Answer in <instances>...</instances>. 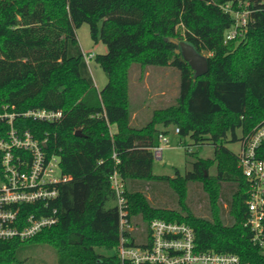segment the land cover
Instances as JSON below:
<instances>
[{
	"label": "trees",
	"instance_id": "16d2710c",
	"mask_svg": "<svg viewBox=\"0 0 264 264\" xmlns=\"http://www.w3.org/2000/svg\"><path fill=\"white\" fill-rule=\"evenodd\" d=\"M226 4L249 12L243 38L226 41L235 22ZM84 23L108 48L95 57L108 74L102 89L77 36ZM178 37L208 54V73L195 76L170 41ZM155 67L178 72V95L137 127L131 73L139 69L144 76ZM43 109L63 115L55 121L25 115ZM0 114H15L18 133L47 139L63 172L72 176L58 185L50 204L58 222L27 239H0V264H23L21 250L40 244L55 247L58 264H122L120 214L109 179L115 170L125 181L134 222L139 219L145 228L156 218L185 223L195 232L198 251L234 253L241 264H264V248L246 225L249 183L238 155L224 145L229 134L237 141L238 130L248 135L264 119V0H0ZM9 121L0 119L2 138L9 136ZM159 125H175L181 138L190 136L196 145L212 141L214 158L199 157L185 176L155 175L152 149L160 143ZM3 154L0 150V171ZM215 163L218 173L208 174ZM195 184L208 195V216L188 203ZM165 187L177 194L178 207L157 201ZM132 239L129 244H136L135 235Z\"/></svg>",
	"mask_w": 264,
	"mask_h": 264
},
{
	"label": "built area",
	"instance_id": "2783aa9c",
	"mask_svg": "<svg viewBox=\"0 0 264 264\" xmlns=\"http://www.w3.org/2000/svg\"><path fill=\"white\" fill-rule=\"evenodd\" d=\"M223 8L235 19L226 32V41L244 36L249 12L234 10L230 4ZM84 56L89 64L96 54L84 52ZM25 115L55 121L63 113L43 109ZM4 117L10 118L12 127L7 138L0 137V150L4 153L0 171V239H27L58 222V210H51L50 204L58 197V185L72 176L63 172L61 157L47 148V139L39 140L30 131L18 133L12 125L15 114H0V119ZM159 140L152 150L155 158L162 159L165 144L169 143L167 133L161 131ZM237 155L239 168L249 183L246 225L253 232V241L264 248V119L250 134L242 136ZM113 158L120 162L116 152ZM109 179L120 214L117 252L122 264H241L238 254L198 251L191 226L165 219H153L147 228L140 230L146 241L134 239L136 244H129L138 228L129 218L125 181L117 170ZM27 206H33L35 211L24 214Z\"/></svg>",
	"mask_w": 264,
	"mask_h": 264
},
{
	"label": "rangeland",
	"instance_id": "374dc122",
	"mask_svg": "<svg viewBox=\"0 0 264 264\" xmlns=\"http://www.w3.org/2000/svg\"><path fill=\"white\" fill-rule=\"evenodd\" d=\"M77 36L81 47L84 52H94L96 55L106 53L108 48L103 41L98 39L96 42L91 34V28L88 23H84L77 29ZM243 38V37H241ZM204 55L208 56L206 52ZM89 67L91 73L96 81V86L102 89L108 82V74L106 71L96 62L95 58L90 60ZM180 82L178 72L172 68H151L148 73L144 76L141 75L140 70H134L131 73V85L130 95L132 108L142 110L138 112L142 114V120L139 118L133 120V124L137 127H141L147 123L151 118V114L154 109L166 107L171 101H173L178 95V84ZM149 101L148 105L145 103V108L141 109L142 101ZM144 114V115H143ZM161 131L166 132V128L159 125ZM117 130L116 125H112L111 131ZM169 143L165 144L163 152V158H154L153 161V173L155 175H167L175 177L177 171L181 175L185 176L188 171L193 170L194 162L200 158H214L215 145L210 140L204 141L201 145H196L195 141L190 137L181 138L179 133L176 132V126L171 125L167 129ZM239 140L230 141L231 135H228V141L224 142V145L235 154L240 152L242 133L240 130L237 131ZM190 146L194 154H188L187 147ZM218 173V165L215 163L208 171V174L216 175ZM158 202L163 203L164 206L178 207L177 194L173 193L165 187L161 189ZM158 194V193H157ZM208 195L204 193L200 185H192L188 193V203L195 209L200 215L208 216ZM158 199V198H157ZM152 200L157 202L152 196ZM113 205V203H112ZM135 225L138 230L135 232L136 238L140 242L146 241L145 234L140 232L145 225L139 220L135 219ZM99 251L105 253H111L105 251L103 248H98ZM19 260L23 261V264H58L57 251L54 246L50 244L30 245L25 246L19 256ZM18 264V263H17ZM249 264V263H247Z\"/></svg>",
	"mask_w": 264,
	"mask_h": 264
},
{
	"label": "water",
	"instance_id": "95a60500",
	"mask_svg": "<svg viewBox=\"0 0 264 264\" xmlns=\"http://www.w3.org/2000/svg\"><path fill=\"white\" fill-rule=\"evenodd\" d=\"M177 45L176 52L181 54L195 71V76L205 75L209 71L208 57L197 50V48L188 40L178 37L170 38ZM80 134V130L76 132Z\"/></svg>",
	"mask_w": 264,
	"mask_h": 264
},
{
	"label": "crops",
	"instance_id": "0c3cea01",
	"mask_svg": "<svg viewBox=\"0 0 264 264\" xmlns=\"http://www.w3.org/2000/svg\"><path fill=\"white\" fill-rule=\"evenodd\" d=\"M94 80H95V79H94ZM95 83H96V81H95ZM148 102H149L148 100H147V101H145V100L142 101V102H141V109H142V108L144 109L145 106H146L145 103L148 105ZM141 111H142V110L138 109L137 111L134 112V114H133V120H136V119H138V118H139L140 120H142V118H141V117H142V114L139 115V113H138V112H141ZM151 114H152V113H151ZM151 114H148L147 116H149V115H151ZM143 115H144V114H143ZM167 129H168V127L166 128V130H167Z\"/></svg>",
	"mask_w": 264,
	"mask_h": 264
}]
</instances>
